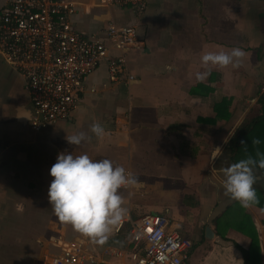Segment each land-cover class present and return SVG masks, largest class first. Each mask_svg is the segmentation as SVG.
I'll return each instance as SVG.
<instances>
[{"label":"crops","instance_id":"crops-1","mask_svg":"<svg viewBox=\"0 0 264 264\" xmlns=\"http://www.w3.org/2000/svg\"><path fill=\"white\" fill-rule=\"evenodd\" d=\"M71 1V20L84 36L108 42L110 20L135 26L138 43L126 53L136 79L123 74L111 81L104 59L85 76L83 101L71 117L35 132L24 79L0 55V264H52L69 240L104 258L101 264L123 263L102 249H129L132 222L146 213L169 216L172 229L191 237V264H264V173L254 169L257 199L247 207L225 195L221 175L211 173L234 163L229 141L261 113L264 0H148L142 12ZM233 47L245 52L236 67L201 62L206 51ZM161 66L171 68L162 72ZM206 70V79L197 80ZM224 99H231V118L217 120L214 106ZM94 122L105 129L100 137L90 131ZM79 132L88 138L67 141ZM61 152L109 158L138 176L142 187L120 189L128 209L120 233L96 241L57 218L48 200L49 169ZM208 226L213 238L206 236Z\"/></svg>","mask_w":264,"mask_h":264},{"label":"built area","instance_id":"built-area-1","mask_svg":"<svg viewBox=\"0 0 264 264\" xmlns=\"http://www.w3.org/2000/svg\"><path fill=\"white\" fill-rule=\"evenodd\" d=\"M104 6H131L146 10L148 0H98ZM0 10V55L24 79L32 111L30 127L41 132L68 119L83 101L85 76L108 58L109 78L115 82L128 73L127 50L136 46V28L109 21L108 42L84 36L71 20L76 6L71 0H4ZM117 53L109 55L110 50ZM94 90V89H92ZM128 169V168H126ZM129 189V188H123ZM122 219L112 233H120ZM167 215L146 213L132 222L131 247L106 245L102 252L123 260L120 264H191V237L171 228ZM94 239V238H93ZM101 241L99 239H94ZM106 263L76 240L64 243L52 264Z\"/></svg>","mask_w":264,"mask_h":264},{"label":"clouds","instance_id":"clouds-1","mask_svg":"<svg viewBox=\"0 0 264 264\" xmlns=\"http://www.w3.org/2000/svg\"><path fill=\"white\" fill-rule=\"evenodd\" d=\"M244 56L241 48L233 47L229 51H206L200 59L205 66L226 67L231 64L236 67ZM208 74L207 70L198 72L196 78L203 81ZM90 131L100 137L105 129L100 122H94ZM86 138L85 132L66 136L67 141L74 145H79ZM218 155L217 151L213 159ZM257 157L247 156L227 167L211 169V173L221 175L225 195L243 207L257 199L254 169H264V153L257 152ZM49 173L53 179L48 188V200L57 218L70 223L80 233L101 241L127 214L120 189L142 187L138 176L130 169L114 164L109 158L96 159L87 153H59Z\"/></svg>","mask_w":264,"mask_h":264},{"label":"trees","instance_id":"trees-1","mask_svg":"<svg viewBox=\"0 0 264 264\" xmlns=\"http://www.w3.org/2000/svg\"><path fill=\"white\" fill-rule=\"evenodd\" d=\"M197 87H202V85L200 86L199 84ZM194 91H196V89H193V92ZM258 103L261 105V113L249 118L241 126H239L229 141L228 150L231 153V159L233 162L247 156H252L258 159L259 157H257V152L264 153V89L260 91ZM230 104L231 99H224L215 104L214 108L217 112V120H229L231 118V113L227 111ZM257 140L259 143H255ZM260 170L264 173V169ZM262 204L264 205V193L262 197ZM243 252L246 263L248 251L245 252L244 250Z\"/></svg>","mask_w":264,"mask_h":264},{"label":"water","instance_id":"water-1","mask_svg":"<svg viewBox=\"0 0 264 264\" xmlns=\"http://www.w3.org/2000/svg\"><path fill=\"white\" fill-rule=\"evenodd\" d=\"M170 68H171L170 66H161V67H159V69H161L162 72H166L167 70H170ZM220 147H221L220 145L217 146L216 152H217V150ZM206 236L209 237V238H213L215 236L214 231L209 226L206 228Z\"/></svg>","mask_w":264,"mask_h":264},{"label":"rangeland","instance_id":"rangeland-1","mask_svg":"<svg viewBox=\"0 0 264 264\" xmlns=\"http://www.w3.org/2000/svg\"><path fill=\"white\" fill-rule=\"evenodd\" d=\"M250 106H251V107L253 106V109H254L255 102H252ZM254 111H256V110H253V113H255Z\"/></svg>","mask_w":264,"mask_h":264}]
</instances>
